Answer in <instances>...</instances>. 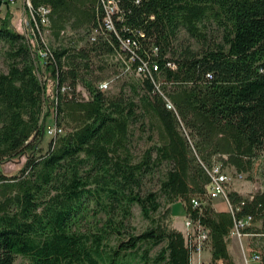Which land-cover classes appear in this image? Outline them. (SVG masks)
<instances>
[{"label":"trees","instance_id":"16d2710c","mask_svg":"<svg viewBox=\"0 0 264 264\" xmlns=\"http://www.w3.org/2000/svg\"><path fill=\"white\" fill-rule=\"evenodd\" d=\"M31 1L50 7L49 35L58 44L41 72L37 42L15 28L6 4L0 164L20 156L25 162L19 174L0 170V264H14L16 255L29 264H133L137 257L142 264H190L192 248L171 226L177 201L208 231L210 264H231L227 236L234 219L251 214L264 233V190L250 196L229 190L233 210L216 211L207 201L206 169L219 162L251 179L264 158V0H119L122 19L114 25L119 37L135 42L130 64L154 61L157 70L152 77L132 73L111 94L98 88L109 64L104 57H117L124 67L128 54L112 31L90 42L104 16L100 1ZM180 31L199 47L176 43ZM62 84L70 96L59 92ZM78 85L87 98L76 97ZM50 113L57 124L74 126L43 148ZM133 124L149 128L153 140L138 160L129 146ZM258 173L264 179V169ZM149 174H157L158 190L142 194ZM134 203L149 226L111 244ZM90 205L107 217L96 232H82Z\"/></svg>","mask_w":264,"mask_h":264},{"label":"rangeland","instance_id":"374dc122","mask_svg":"<svg viewBox=\"0 0 264 264\" xmlns=\"http://www.w3.org/2000/svg\"><path fill=\"white\" fill-rule=\"evenodd\" d=\"M6 5H2L0 9V15H3L4 8ZM12 22L15 26V28L22 34L26 35V25L24 23L25 17L23 18L21 15L22 9L21 4L18 2L16 5L12 6ZM210 32H212L216 37L219 36L220 32L216 28L214 24H209ZM46 42L49 46L53 47L56 44H58L57 41H54L50 35H47L45 37ZM188 43L193 48L197 49L199 47L198 43L193 39L187 36V34L184 31H180L178 35V39L176 43ZM65 43V41H64ZM82 44V43H80ZM7 47L6 45L0 41V72H5L7 70V59L5 57V51ZM107 62L109 63L105 69V71L102 73L103 79L101 81H108V87L106 92L115 93L118 91L119 86L122 84L123 81L127 80V77L130 76L132 73H134L131 69L125 70L124 67L121 65V62L118 61L117 57L114 56H106L104 57ZM128 64V61L125 63ZM41 72H44V67L41 66ZM41 77V76H40ZM75 94L77 98H87V93L83 89L81 85H78L75 88ZM55 115L50 113L46 118V125H52L54 124ZM59 126L62 127V133H65L66 131L70 130L73 126V122H67L65 120H62ZM132 134L130 135V150L133 154V157L135 160H138L142 152L153 143V140L150 139L151 131L146 126L141 129L138 128V124H133L131 127ZM49 138L45 134V140L41 144L43 148L47 147ZM25 162V157L20 156L13 161H7L3 164H0V170L3 171L5 174L8 175H14L19 174L20 168L23 166ZM219 163V162H218ZM256 172H254L252 175V178L249 179L247 177V174L242 173L241 178L237 177V173L235 171H232L230 167L225 166L224 170L227 171V173L231 176V179L228 183V191L232 188H236L241 190L242 192H245V196L249 194L250 192H253L259 188L264 190V179L262 178V175L258 173V170L264 169V158L260 159L257 164ZM150 190H158V176L157 174H149L144 177L141 184V193L145 194L146 192ZM160 201L162 203V207L160 208L159 213L163 211L164 206V200L163 197H160ZM211 201V200H207ZM212 204V201H211ZM89 214L86 219H83L80 230L82 232H96L97 228L102 225V223L105 221L107 214L100 209L99 206L92 205L89 206ZM180 208V212L182 209L181 203L175 202L174 206V212H175V222L178 226L183 224L182 217H180L181 213H177V209ZM130 215L127 218L123 219V226L120 228V234L114 235L111 239V244H114L116 242L117 238L120 239H126L130 234H138L142 232L144 229H146L150 221L149 219H146L141 214L140 206L136 203L132 204L130 206ZM159 213H156L154 216H157ZM114 217L116 220L122 218V213L120 210H116ZM184 227V226H183ZM187 239V238H186ZM160 245L153 248L152 254H154L158 249ZM133 264H142L139 260V258H133L132 259ZM14 264H29V262L21 257L20 255L15 256Z\"/></svg>","mask_w":264,"mask_h":264},{"label":"built area","instance_id":"2783aa9c","mask_svg":"<svg viewBox=\"0 0 264 264\" xmlns=\"http://www.w3.org/2000/svg\"><path fill=\"white\" fill-rule=\"evenodd\" d=\"M103 10L104 16L102 18L101 24L92 29L89 40L93 42L96 40L98 35L104 34L106 31H112L116 34L119 39V48L128 54V64H125V70L131 69L136 76H149L152 77V72L157 70V66L154 61L146 62L141 61L135 67H132L130 62L134 61L135 51L133 45L135 42L131 38H121L115 29L114 19H122V11L119 7V0H99ZM3 3L9 4L11 6L16 5L18 2L21 4V15L24 18V23L26 25V36L34 39L38 48L35 55L39 56L42 60V66L49 63L52 58V51L50 46L46 42L45 37L50 34L49 30V13L50 7L46 4H38L34 6L31 0H2ZM4 5V4H3ZM153 50L156 52L157 48L154 47ZM171 68H175V64L172 62L167 63ZM210 77V75H208ZM108 81H100L98 83V88L100 90H106L108 87ZM68 91V96H70L69 86L62 84L59 88V92L64 94ZM166 99V106L168 108H173L172 103ZM55 101L57 102V96ZM55 120V118H54ZM44 132L49 140H53L61 135L62 127L59 126L56 121L52 125H46L44 127ZM225 168L221 166L220 163H214L210 168L206 169L210 176L209 189L207 191V199L212 200L218 196H222L226 201H228V183L231 176L224 170ZM242 174L237 173V177L241 178ZM193 207H200L203 202L199 198L193 197L191 199ZM230 204V203H229ZM231 211L232 206L230 205ZM254 217L251 214L242 215L234 219L232 228L229 231L230 237H241L243 234V229L252 225ZM185 237L190 241L192 253H200L206 242H209L208 231L198 224V222L192 221L190 218H186L185 222ZM255 259L259 258V255L253 256Z\"/></svg>","mask_w":264,"mask_h":264},{"label":"crops","instance_id":"0c3cea01","mask_svg":"<svg viewBox=\"0 0 264 264\" xmlns=\"http://www.w3.org/2000/svg\"><path fill=\"white\" fill-rule=\"evenodd\" d=\"M232 171H235L230 167ZM261 188L257 189L260 190ZM230 190H235L241 195L245 196V192H242L239 189L232 188ZM255 190V191H257ZM262 190V189H261ZM253 192H250L247 195H252ZM212 206L216 211H231L230 204L222 196H218L211 200ZM180 203L179 201H177ZM175 203L172 205V215H171V226L177 228L185 235V225L186 215L182 207L177 209V213H181L183 224L178 226L175 222V212H174ZM182 206V204H181ZM184 226V227H183ZM251 230L243 232L241 237H230L227 236V249L231 258V264H264V233L260 232L262 227V221L260 219L254 220L252 225L249 226ZM259 255L258 259H255L253 256ZM211 259V247L210 243L206 242L203 246V249L200 253H192L190 264H210ZM217 264H224L222 260H219Z\"/></svg>","mask_w":264,"mask_h":264},{"label":"water","instance_id":"95a60500","mask_svg":"<svg viewBox=\"0 0 264 264\" xmlns=\"http://www.w3.org/2000/svg\"><path fill=\"white\" fill-rule=\"evenodd\" d=\"M3 4L6 5L5 3L2 2V0H0V9H1V6H2ZM6 6H7V5H6Z\"/></svg>","mask_w":264,"mask_h":264},{"label":"bare ground","instance_id":"6f19581e","mask_svg":"<svg viewBox=\"0 0 264 264\" xmlns=\"http://www.w3.org/2000/svg\"><path fill=\"white\" fill-rule=\"evenodd\" d=\"M187 240V242L190 244V246H191V243H190V241L188 240V239H186Z\"/></svg>","mask_w":264,"mask_h":264}]
</instances>
